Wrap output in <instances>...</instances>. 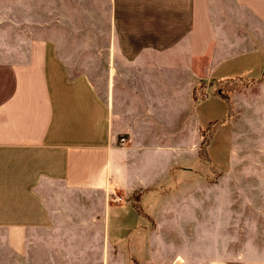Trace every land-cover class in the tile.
Returning <instances> with one entry per match:
<instances>
[{
	"label": "crops",
	"instance_id": "crops-1",
	"mask_svg": "<svg viewBox=\"0 0 264 264\" xmlns=\"http://www.w3.org/2000/svg\"><path fill=\"white\" fill-rule=\"evenodd\" d=\"M68 10L104 43L85 65L47 32ZM263 70L264 0H0V264H187L208 225L206 180L185 192L206 163L193 89Z\"/></svg>",
	"mask_w": 264,
	"mask_h": 264
},
{
	"label": "rangeland",
	"instance_id": "rangeland-1",
	"mask_svg": "<svg viewBox=\"0 0 264 264\" xmlns=\"http://www.w3.org/2000/svg\"><path fill=\"white\" fill-rule=\"evenodd\" d=\"M64 13L66 16L64 18L65 25L56 26L54 23L47 32L53 37L61 34L65 40L60 43V51L63 49L68 57H70L68 54H75V59L81 60L80 65H85L88 47L100 46V50H102L104 43L87 42L86 25H66L67 22L72 21L73 17H77L79 20V13L71 10L64 11ZM52 17L54 14L49 16V19ZM80 17L86 22V9L81 11ZM2 29L6 31L8 27L5 26ZM35 30L39 32V27H36ZM78 32L85 38L66 39ZM98 50V48L95 49L96 52ZM210 81L207 80V82ZM235 83L237 87L228 91L233 105L230 113L227 102L219 96L211 94L196 101L197 115L205 127H208L211 120L221 121L212 152L214 159L221 165L216 164L211 158L209 147L205 153L201 149L200 154L204 158V163L206 162L199 168L198 173H201V176L199 174L194 176L195 173L192 175L193 178L191 175H187L185 178V186L188 182L192 184L195 181V185L189 184L190 186L187 187V191H185L187 197L204 193V189L199 190V187L203 185V182L200 185L199 181L202 180H206L205 192L208 194L205 203L208 210L207 232L202 234L199 239L197 228L192 226L189 233L181 236L185 245L189 244L193 247L188 252L187 264H200V259L204 260L215 256L222 257L233 264L246 258H264V70L259 75L242 76ZM209 89V92L213 93L214 86ZM231 129L233 130L232 144L227 135ZM215 133L212 135L211 141ZM202 137L203 142L206 138L203 130ZM229 161L232 165H228ZM182 162L187 164L184 166H194L199 162V159L190 155ZM204 165L206 166L204 167ZM175 182V178L171 176L169 183L174 185ZM41 189L43 191L45 187L41 186ZM46 189L49 188L46 187ZM154 203L158 204L157 201ZM194 204L195 202L191 201L189 196L187 200L179 201L176 205L182 212L187 213V218L184 219L187 222H189L188 211L195 210ZM201 206V209H205L204 203H201ZM196 209L198 210V208ZM97 258L90 264H105L103 252L100 253L99 259ZM110 264H113L112 259Z\"/></svg>",
	"mask_w": 264,
	"mask_h": 264
},
{
	"label": "trees",
	"instance_id": "trees-1",
	"mask_svg": "<svg viewBox=\"0 0 264 264\" xmlns=\"http://www.w3.org/2000/svg\"><path fill=\"white\" fill-rule=\"evenodd\" d=\"M242 76H237V77H227L224 79H218L215 80L213 79L210 82L207 81H202L201 84L197 85L196 87H194L192 95L195 101L204 99L208 96L211 95V93L209 92V88L214 86V90H213V95H218L220 97H222L228 104V108H229V113L232 110V102L230 100L228 91L229 90H233V88H236V81L238 79H240ZM239 87V84H238ZM229 116L226 118L228 120ZM221 125V121L220 120H214L212 122L209 123L208 127L205 128L203 130L206 138L203 140L202 142V146L201 149L203 150V153H205L211 143V138L212 135L216 132V130L219 128V126ZM141 191H139L140 193Z\"/></svg>",
	"mask_w": 264,
	"mask_h": 264
},
{
	"label": "built area",
	"instance_id": "built-area-1",
	"mask_svg": "<svg viewBox=\"0 0 264 264\" xmlns=\"http://www.w3.org/2000/svg\"><path fill=\"white\" fill-rule=\"evenodd\" d=\"M129 142V139H127L126 137H121V139H120V143L122 144V145H126L127 143ZM114 201L116 202V203H119V202H123L124 201V198L121 196V195H114Z\"/></svg>",
	"mask_w": 264,
	"mask_h": 264
}]
</instances>
